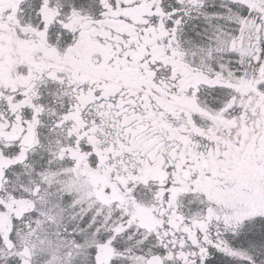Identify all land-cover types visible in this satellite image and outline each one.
I'll return each instance as SVG.
<instances>
[{"label": "snow or ice", "instance_id": "1", "mask_svg": "<svg viewBox=\"0 0 264 264\" xmlns=\"http://www.w3.org/2000/svg\"><path fill=\"white\" fill-rule=\"evenodd\" d=\"M0 264H264V0H0Z\"/></svg>", "mask_w": 264, "mask_h": 264}]
</instances>
